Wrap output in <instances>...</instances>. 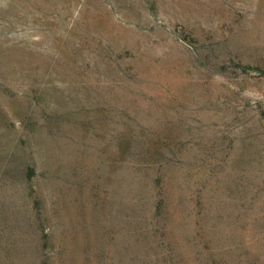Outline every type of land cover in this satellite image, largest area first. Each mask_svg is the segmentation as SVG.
<instances>
[{"label":"rangeland","instance_id":"374dc122","mask_svg":"<svg viewBox=\"0 0 264 264\" xmlns=\"http://www.w3.org/2000/svg\"><path fill=\"white\" fill-rule=\"evenodd\" d=\"M0 264H264V0H0Z\"/></svg>","mask_w":264,"mask_h":264}]
</instances>
